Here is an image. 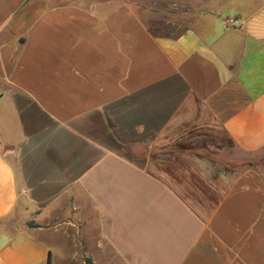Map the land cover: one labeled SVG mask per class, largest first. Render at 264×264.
<instances>
[{"label":"crops","instance_id":"obj_1","mask_svg":"<svg viewBox=\"0 0 264 264\" xmlns=\"http://www.w3.org/2000/svg\"><path fill=\"white\" fill-rule=\"evenodd\" d=\"M174 2L0 0V264H264V0Z\"/></svg>","mask_w":264,"mask_h":264},{"label":"rangeland","instance_id":"obj_2","mask_svg":"<svg viewBox=\"0 0 264 264\" xmlns=\"http://www.w3.org/2000/svg\"><path fill=\"white\" fill-rule=\"evenodd\" d=\"M172 1H176L174 2L176 6H172L171 10L169 9V11H165V13H159L160 11H155L156 13H153L152 20H154L148 24L153 30L167 35H176L190 23L183 12L186 11L187 8L191 9V5L183 3L182 0Z\"/></svg>","mask_w":264,"mask_h":264},{"label":"built area","instance_id":"obj_3","mask_svg":"<svg viewBox=\"0 0 264 264\" xmlns=\"http://www.w3.org/2000/svg\"><path fill=\"white\" fill-rule=\"evenodd\" d=\"M226 24H228V25H231L232 24L233 25V20H230V19L229 20H226Z\"/></svg>","mask_w":264,"mask_h":264},{"label":"trees","instance_id":"obj_4","mask_svg":"<svg viewBox=\"0 0 264 264\" xmlns=\"http://www.w3.org/2000/svg\"><path fill=\"white\" fill-rule=\"evenodd\" d=\"M48 264H49V262H48Z\"/></svg>","mask_w":264,"mask_h":264}]
</instances>
